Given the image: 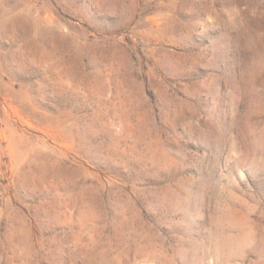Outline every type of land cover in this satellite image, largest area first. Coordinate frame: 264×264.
Returning a JSON list of instances; mask_svg holds the SVG:
<instances>
[{"label":"rangeland","instance_id":"1","mask_svg":"<svg viewBox=\"0 0 264 264\" xmlns=\"http://www.w3.org/2000/svg\"><path fill=\"white\" fill-rule=\"evenodd\" d=\"M0 264H264V0H0Z\"/></svg>","mask_w":264,"mask_h":264}]
</instances>
